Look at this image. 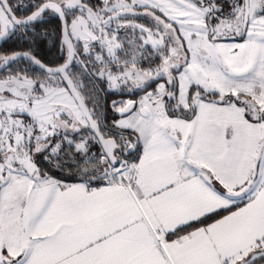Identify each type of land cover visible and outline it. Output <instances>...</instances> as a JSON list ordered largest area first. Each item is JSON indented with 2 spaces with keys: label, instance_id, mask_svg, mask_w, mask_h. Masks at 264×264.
<instances>
[{
  "label": "snow or ice",
  "instance_id": "obj_1",
  "mask_svg": "<svg viewBox=\"0 0 264 264\" xmlns=\"http://www.w3.org/2000/svg\"><path fill=\"white\" fill-rule=\"evenodd\" d=\"M48 15L63 63L0 54V264H264V0H0V42Z\"/></svg>",
  "mask_w": 264,
  "mask_h": 264
},
{
  "label": "flooded vegetation",
  "instance_id": "obj_2",
  "mask_svg": "<svg viewBox=\"0 0 264 264\" xmlns=\"http://www.w3.org/2000/svg\"><path fill=\"white\" fill-rule=\"evenodd\" d=\"M18 0H13V3H17ZM30 2H35V0H23V3H30ZM29 14L28 12H17V15H27ZM143 22V21H142ZM38 32H47L48 36L47 37H41V36H36V39L34 41V46H32V54L35 55L38 59H40L43 63L49 66H55L57 64L63 63L64 57L60 52V45H59V26L60 22L57 17L48 15L45 17L43 21L39 23L37 27H40ZM15 37H12L11 39H14ZM9 39V40H11ZM7 40V41H9ZM19 41H25L23 38H18ZM2 44V42H0ZM28 45H18L17 47L14 48H9L8 45L6 48L0 50V54L7 53L10 54L13 51H29ZM45 49L49 52L52 53V56H47L46 54H42L40 50ZM58 49V52H54ZM59 57L60 62H57V58ZM127 93V92H124ZM142 93H135L134 95H120L118 94L115 99H122L124 96H129L130 98H138L139 95Z\"/></svg>",
  "mask_w": 264,
  "mask_h": 264
},
{
  "label": "trees",
  "instance_id": "obj_3",
  "mask_svg": "<svg viewBox=\"0 0 264 264\" xmlns=\"http://www.w3.org/2000/svg\"><path fill=\"white\" fill-rule=\"evenodd\" d=\"M39 29H41V26L40 27H37V32L39 31ZM19 37H15L14 39H11L9 41H6V42H2V44H0V50L1 49H4L7 47L10 48H14V47H17L18 45H28V50L32 51V46H34V41L36 39V37H32V36H29V38L25 41H19L18 40ZM42 54H46L47 56H52V53L45 50L44 48L42 50H40ZM54 52H58V49ZM61 59H59V57L57 58V62H60ZM135 94V93H134ZM134 94H130V93H122V95H134ZM103 95V93L101 94ZM118 94H109L107 96V104H106V108H107V115L109 118H111L114 113H112L111 111V108H110V103H111V100L115 99L117 97ZM121 95V94H120Z\"/></svg>",
  "mask_w": 264,
  "mask_h": 264
},
{
  "label": "built area",
  "instance_id": "obj_4",
  "mask_svg": "<svg viewBox=\"0 0 264 264\" xmlns=\"http://www.w3.org/2000/svg\"><path fill=\"white\" fill-rule=\"evenodd\" d=\"M130 97L129 96H124L122 97V99H129ZM139 98V97H138Z\"/></svg>",
  "mask_w": 264,
  "mask_h": 264
},
{
  "label": "water",
  "instance_id": "obj_5",
  "mask_svg": "<svg viewBox=\"0 0 264 264\" xmlns=\"http://www.w3.org/2000/svg\"><path fill=\"white\" fill-rule=\"evenodd\" d=\"M133 99H138V98L136 97V98H133Z\"/></svg>",
  "mask_w": 264,
  "mask_h": 264
}]
</instances>
